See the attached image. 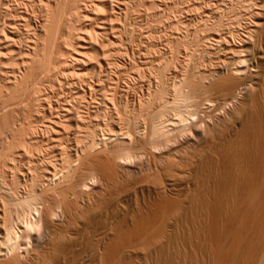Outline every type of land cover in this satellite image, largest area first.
<instances>
[{
    "label": "bare ground",
    "instance_id": "1",
    "mask_svg": "<svg viewBox=\"0 0 264 264\" xmlns=\"http://www.w3.org/2000/svg\"><path fill=\"white\" fill-rule=\"evenodd\" d=\"M128 1L0 0V264H264V0L191 10L137 102Z\"/></svg>",
    "mask_w": 264,
    "mask_h": 264
},
{
    "label": "rangeland",
    "instance_id": "2",
    "mask_svg": "<svg viewBox=\"0 0 264 264\" xmlns=\"http://www.w3.org/2000/svg\"><path fill=\"white\" fill-rule=\"evenodd\" d=\"M130 1H131V0H129L128 2H129V3H132V5L130 4L131 7H130V5H129L128 7H129L131 10H132V8H133V10H132L133 14H132V12L128 9L129 12H128V11H127V12H128L129 14H126V17H127L128 15H130V16H128V18H130V19H127V18H126V19H127V20H131L132 25H136V24H137L136 26H137L138 28L136 27V29H138L139 31L136 30L132 25H131V27H133L134 31H137V32H134L132 28H129V26H130L129 24H130L131 22H129V21H127V20H126L127 23L124 22V19H125V18H124V15H125L124 12H126V11H124L123 13H121V14H123V16L120 15L119 19H121V17H122L123 19H121V20H119V21L121 22V21L123 20L124 23L121 22L122 25H123V24H126L125 27L128 26V28H129V30H128V28H127V31L124 30V31H125L124 33H125V34L123 33V35L125 36L126 33H128L129 35H130L131 33L133 34V32H134V34L137 33V34L133 35V36H136V38L133 37V38H135L136 41L134 40L135 43H134V41H131V44L133 43V46H130L131 44H130V42H129V41H130L129 38L132 36V34H131V35L129 36V38H126L127 35L124 37V38H125L124 40H126V41L129 40L128 42H129L130 45L127 44L126 41H124V42L126 43V45H125V43H122L123 41L120 39L121 37H119V38L117 37V38H118V40L120 41V44L122 43V45H120V44H119V45H116V43H115V45H114V42L112 41V37H110L111 39L106 43V45L108 46V45L110 44V45H113L115 48L112 47V51H110V50H111V46L109 45V46H110V50H108V49H109V47H108L107 50H108L109 52H107L106 57L108 56V54H109L110 52H112V53H115V52H116V53L113 54V55H117V54H118V56H114V57L110 56V55H112V53H110V55H109V56L111 57V60H112V58H113L112 61L109 59V58H110L109 56L107 57V59L110 60V61H109L110 64L112 63V68H111V67H110V68L113 69V68L116 66V64L114 65L113 63H117V66H118V63L120 62V63H119V66H121V67L123 68V70L121 69V71L124 72V71L126 70L124 73L127 72V74H128L127 76L130 75L129 73H132V74L129 76V77L131 78V80H129V79H130L129 77L125 76V77L129 78V79L126 78V80H127V81H126V80H125V77H123L124 73L122 72L123 75H121V76L124 78V80H123V78H122L121 76H119V75H120L119 73H121V72H119L120 69H119L118 67H115L118 71L114 69L113 72L111 73L112 70L109 68V70H106L105 73L107 74V73L110 72L108 75H109V76L111 75V76L114 77V78H115V77L117 78V76H119V78H121V80H123V81H122L123 84L121 83L123 86H125V84H124L125 82H124V81H126V83H128L129 81H132V80H133L134 82H132V84H130V82L128 83V84H130V85H129V89L131 90V92H133V93H136V92H137V93H139V94L136 93L135 95H137V96H135L133 93L130 92V90H129V93H130L131 96L134 97V98L132 97V99H135V101L137 102L138 99H136V98H140V95H144V93L146 94V93H147V92H146V91H147V88L149 89L151 83L153 84V81H154V80H155V82H154V84H153L152 87H154V86L156 87V85L158 84L157 81H159V78H158V77H159V74H158V76H157L156 73H159V69H160L161 67H162L161 70L164 68L161 64L166 65V62H167V64H169V65H166L165 68H167V66H170V67H168V69H169V68H174V67L176 66V64H177V66H178V68H179V65H181V64H180L181 60L179 59V61H176L177 58H182V57H183L182 59L184 60V59H185L184 57H186V56H185L186 53H185V51H184V50H186V49H185L186 47H184V50H183L182 48H183V46H186L185 44H186L187 39H188L189 37L187 38L188 35H185V34L188 33V31H192V32H193V29H194V28H195L194 31H196L197 29H199V28H196V27H199V25H200V24L198 25L199 21H197V19L195 18V15H194V16H192V15L194 14V12H195V13H196V12L198 13V11H195V10H199V8H200L201 6H203V4H204L203 7H205V5H206V7H207V4L209 3L210 0H200V1H198V0H186V1H184V0H180V1H179V0H156V1H154V2H155L154 5H156V6L153 5V6H154V7L152 8L153 10H152V9H149V7L152 6V4H150V2H153L152 0H149V1H150L149 3H148V0H145L146 2H145L144 0H142V1H141V0H138L137 2L141 1L142 3L139 2V3L141 4L140 7H139V4L136 2V4H137L136 6H138V8H140V9H142V10H139V9H138L139 11H142V13H137V12H136V11H138V10H137V7L135 8L136 11H134V7H133V5L135 4V3H134V0H132L131 2H130ZM135 1H136V0H135ZM165 1H166V2H165ZM188 1H189V2H188ZM201 1H202V3L200 4ZM205 1H208V2H205ZM212 1H213V3H212ZM212 1H210V3H212V4L215 3V4H214L215 6H216L218 3H219L218 5H221L220 3H222V2H224L225 4H227L230 8L233 6V7H232V10H233V8H236L235 10H233V11H235V15H236V16L234 15V13H232V14L236 17L237 20L239 19V16H240L241 18H242V16H243V18H242L241 20H244V19H245V20H248V19H249L248 16H250V14H248V12H247L248 9H247V10H244L243 7H244V8L248 7V8H250L248 11H251V9H253V8H252V7H253L252 5L255 3V1L257 2L258 0H250V1H251L250 4H252L253 2H254V3H253L252 5H249V6H248V3H249V2H247V1H249V0H243L241 4H238L239 7H238V5H237V2L239 3L240 0L237 1V2H236V0H233V2H232V1L230 2V0H212ZM228 1H229L230 3H229ZM244 1H245V3H246L247 5L244 3ZM252 1H253V2H252ZM164 2H165V4H164ZM180 2H181V3H180ZM194 2H195V3H194ZM197 2H199V3H197ZM216 2H218V3L216 4ZM234 2H236V3L234 4ZM240 2H241V1H240ZM133 3H134V4H133ZM143 3H144V4H143ZM175 3H176V4H175ZM183 3H185V4H183ZM193 3H194V5L197 4V5L194 6L195 9H194V7H192V6H193V5H192ZM205 3H206V4H205ZM231 3H233V5H231ZM243 3H244V6H242V9H241L240 6L243 5ZM147 4H149V5H147ZM162 4H163V5H162ZM187 4H188V5H187ZM189 4H190V5H189ZM212 4H210V5H208V6H213L212 8H215L214 5H212ZM225 4H224V5H225ZM150 5H151V6H150ZM173 5H174L175 7H174ZM200 5H201V6H200ZM222 5H223V3H222ZM234 5H235V7H234ZM134 6H135V5H134ZM176 6H177V7H176ZM143 7H144V8H143ZM157 7H160V9L157 8ZM181 7H182V8H181ZM196 7H197V8H196ZM145 8H146V9H145ZM147 8H148L149 10H151V11L149 12V10H148ZM155 8H156V9H155ZM172 8H173V9H172ZM176 8H177V9H176ZM144 9H145V11H144ZM154 9H155V10H154ZM187 9L190 10V11H188ZM238 9H239V10H238ZM158 10H159V11H158ZM168 10H169V11H168ZM184 10H186V13H187V11H188L187 14H190V15H187L186 13H185V15H184V13H183V12H185ZM191 10H194V12L191 11ZM153 11H154V12H153ZM155 11H156V12H155ZM173 11H174V12H173ZM241 11H244V12L242 13ZM127 12H126V13H127ZM143 12H144V13H143ZM146 12H147V13H146ZM148 12H149V13H148ZM161 12H162V13H161ZM164 12H165V13H164ZM172 12H173V13H172ZM191 12H192L193 14H192ZM134 13H137V15L135 14V16H132V15H134ZM159 13H160V14H159ZM197 13H196V15H197ZM236 13H237V14H236ZM241 13H242V14H241ZM244 13L247 14L246 17H244ZM249 13H250V12H249ZM131 14H132V15H131ZM139 14H140V16H139ZM144 14H146L145 17H143ZM149 14H150V15H149ZM169 14H170V16H169ZM172 14H173V15H172ZM239 14H241L242 16L239 15ZM141 15H142V16H141ZM152 15H153L154 17H153ZM156 15H157V16H156ZM159 15H163V16L161 17V16H159ZM164 15H165V16H164ZM167 15H168V16H167ZM171 15L174 16V17H172ZM175 15H176V16H175ZM177 15H178V16H177ZM181 15H182V16H181ZM233 15H232V16H233ZM131 16H132V17H131ZM146 16L148 17L149 20L147 19ZM234 16H233V17H234ZM136 17H137V18H136ZM142 17H143V20H142V21L139 20L140 18L142 19ZM155 17H156V18H155ZM163 17H164V18H163ZM165 17H166V18H165ZM182 17H183V18H182ZM186 17L189 18V19H191V21H189ZM191 17H192V18H191ZM131 18H132V19H131ZM138 18H139V19H138ZM154 18H155V19H154ZM158 18H160L159 21H157ZM175 18H177L178 20H177V19L175 20ZM194 18H195L196 21H195V20L192 21ZM226 18H227V17H226ZM229 18H230V17H229ZM136 19L139 20V22L136 23V24H134L135 21L137 22ZM152 19H153V20H152ZM185 19L188 20V21H186ZM133 20H135V21L133 22ZM183 20H185V21H183ZM198 20H199V19H198ZM227 20H229V19L227 18ZM239 20H240V19H239ZM241 20L239 21V23L241 22L242 24L240 23V25H243L244 23H243V21H241ZM119 21H118V22H119ZM144 21H145V22H144ZM155 21H156V23H155ZM169 21H171V22H169ZM181 21H182V22H181ZM225 21H226V20H225ZM33 22H34V21H33ZM141 22H142V23H141ZM143 22H144V23H143ZM149 22H150V23H149ZM151 22H152V23H151ZM158 22H160V23H158ZM164 22H165V24H164ZM177 22H178V26H177ZM184 22H185L186 24H185ZM194 22H195V23H194ZM196 22H198V23H196ZM244 22H245V21H244ZM140 23H141V24H140ZM145 23L148 24V25H146ZM154 23H155V24H154ZM175 23H176V25H175ZM32 24L34 25V23H32ZM127 24H128V25H127ZM138 24H139V25H138ZM149 24H151V25H149ZM157 24H158V25H157ZM161 24H162L163 26H162ZM179 24H182V25H179ZM183 24L186 25V28H188V26H192V24H193V26L195 25L196 27H195V26H194V28L189 27V29L186 30L185 25H183ZM190 24H191V25H190ZM237 24H238V23H237ZM140 25H141V29H142V31L139 29V28H140ZM160 25H161V26H160ZM146 26L148 27V29H152V28H153V31H150V30H149V32H150V33H149V32L147 31V27H146ZM150 26H151V27H150ZM152 26H153V27H152ZM173 26H174V27H173ZM182 26H184V27H182ZM193 26H192V27H193ZM144 28H145V30H144ZM159 28H160V29H159ZM179 28H180V29H179ZM89 29H90V27H88V30H89ZM131 29H132V30H131ZM155 29H156V30H155ZM161 29H162V30H161ZM184 29H185V30H184ZM190 29H191V30H190ZM143 30H144V32L147 31L150 35L153 33V34H152L153 36L151 37V36L146 32V33L148 34V35H147L146 33L143 32ZM85 31H86V30H85ZM91 31L94 32L92 29H91ZM130 31H131V32H130ZM185 31H187V32H185ZM87 32H90V31H87ZM122 32H123V31H122ZM122 32H118V33H119V36L122 35V34H121ZM129 32H130V33H129ZM140 32H141V33H140ZM142 32L144 33V35H147V37L145 36V38H143L144 35H143V37L141 36V35L143 34ZM151 32H152V33H151ZM174 32H175V33H174ZM181 32H183V33H181ZM118 33L116 34L117 36H118ZM178 33H179V34H178ZM86 34H87V33H86ZM89 34H91V33H89ZM89 34H88V35H89ZM120 34H121V35H120ZM138 34H139V35H138ZM154 34H155L157 37L154 36ZM159 34H160V35H159ZM169 34H170V35H169ZM182 34H183V35H182ZM94 35H95V33H94ZM123 35H122V39H123ZM137 35H138V36H137ZM90 36L93 37V33H92V35H90ZM140 36H141V37H140ZM149 36H150V37H149ZM158 36H159V37H158ZM167 36H168V37H167ZM174 36H175V38H176V36H177V38L175 39ZM184 36H185V37H184ZM60 37H61V36H60ZM87 37H88V36H87ZM98 37H99V36H98ZM165 37H166V38H165ZM89 38H90V37H89ZM95 38H96V40H97L96 43H98L100 38L97 39V35H96ZM95 38L93 37V38H91V39H94L93 41H96ZM139 38H140V39H139ZM185 38H187V39H185ZM59 39H60V38H59ZM153 39H154V40H153ZM168 39H169V40H168ZM60 40L63 41L62 37H61ZM60 40H59V41H60ZM152 40H153V42H152ZM172 40H173V41H172ZM184 40H186V42H185ZM121 41H122V42H121ZM149 41H150V42H149ZM176 41H177V42H176ZM182 41H183V42H182ZM110 42H111L112 44H111ZM148 42H149V43H148ZM151 42H152V43H151ZM172 42H174V43H172ZM184 42H185V44H184ZM118 43H119V42H118ZM118 43H117V44H118ZM146 43H147V44H146ZM150 43H151V44H150ZM165 43H166V44L168 43V44L166 45ZM180 43H181V44H180ZM212 43H213V42H212ZM212 43H211V44H212ZM123 44H124V45H123ZM138 44H139V45H138ZM141 44H142V45H146V46H145V47H146V50H147V48H148L147 52H144V51H146V50H145V47L142 46ZM169 44H170L171 46H170ZM177 44H178V45H177ZM147 45H148V46H147ZM149 45H150V46H149ZM151 45H153V46H151ZM172 45H174V46H172ZM117 46H118V47H117ZM121 46H122V47L125 46L123 49H124V53L127 52V53H126L127 55L124 54L126 57L122 54V53H123V52H122L123 49L119 48V47H121ZM126 46H129V48L127 47V49H126ZM138 46H139V48H136V47H138ZM161 46H162V47H161ZM176 46H177V47H176ZM178 46L180 47V49H179ZM132 47L135 48V49H133ZM140 47H141V49L144 48V49H142V50H144V51L140 50ZM149 47H150V48H149ZM152 47H153L154 49H153ZM158 47H159V48H158ZM174 47H175L177 50H176ZM181 47H182V48H181ZM130 48H131V49H130ZM170 48H171V49H170ZM113 49H114V50H113ZM116 49H117L118 51L121 50V51H120L121 53H120V52L118 53L117 51H115ZM125 49H126L127 51H126ZM132 49H133V50H132ZM167 49H168V52H167ZM172 49H173V50H172ZM130 50H132V51L130 52ZM136 50H137V51H136ZM153 50H154L155 52H154ZM178 50H179V51H178ZM134 51H135V52H134ZM140 51L142 52V55H141V52H140ZM150 51H151L152 53H151ZM175 51H176V52H175ZM183 51H184V52H183ZM128 52H130V53H128ZM139 52H140V53H139ZM148 52H149V53H148ZM173 52H175V53H173ZM178 52H180V53L183 52L184 54L182 53V54H180L181 57H177V58H175L177 55H175V57H174V54H178V56H180ZM134 53H135V54H134ZM143 53H145V54L148 53V55L146 56V55H144ZM156 53H157V54H156ZM120 54L123 55V57L120 56ZM129 54H130V55H129ZM133 54H134V55H133ZM149 54H150V55H149ZM171 54H172L173 56H172ZM132 55H133V57H132ZM138 55H139V56H138ZM143 55H144V57H143ZM170 55H171V56H170ZM127 56H128V57H127ZM129 56H130V57H129ZM134 56H135V58H134ZM167 56H168V57H167ZM115 57H116V58H115ZM117 57H118V60L115 62L114 60H116ZM120 57H121V59L119 60ZM146 57H147V58H146ZM149 57L151 58V61H150V58H149ZM161 57H162V58H161ZM163 57H164V58H163ZM166 57H167V58H166ZM172 57H174V58H172ZM114 58H115V59H114ZM132 58L135 59L134 61H136V60H137V61H136V62L132 61V60H133ZM139 58H145L148 62H149V61H150V62L148 63L145 59H139ZM148 58H149V59H148ZM170 58H172V60H170ZM131 59H132V60H131ZM154 59H158V62H159V60H160L161 62H159V63H161V64H160L161 66H159V65L157 64L158 62H155ZM121 60H122V62H121ZM130 60H131V61H130ZM142 60H145V61H144V66L146 65V66L148 67V68H147L148 70L145 69L146 66L144 67V66L141 65V64L143 63ZM153 60H154V61H153ZM165 60H166V61H165ZM167 60H168V61L170 60V61L168 62ZM173 60L176 61V64H175V62H174ZM183 60H182V61H183ZM128 61H129V62H128ZM138 61H140V62H138ZM152 61H153V62H152ZM156 61H157V60H156ZM171 61H172V62H171ZM130 62H131V63H130ZM145 62H146V63H145ZM151 62H152V64H153L154 62H155V63H154L153 66H151V68H150L149 65L151 64ZM163 62H164V63H163ZM170 62L172 63V65H171ZM173 62H174V63H173ZM177 62H178V63H177ZM124 63H125V64H124ZM132 63L135 64V65H138V67H135ZM136 63H138V64H136ZM147 63H148L149 65H148ZM181 63H182V62H181ZM110 64H109V65H110ZM121 64H122L123 66H122ZM126 64H128V66H127ZM152 64H151V65H152ZM156 64H157V65H156ZM178 64H179V65H178ZM113 65H114V67H113ZM130 65H133L134 67H133V66H130ZM155 65L158 66L157 68H159V69H157ZM126 66H127V67H126ZM140 66H141L143 69H141ZM177 66H176V67H177ZM108 67H109V66H108ZM132 67H133V68H132ZM139 67H140V69H138L139 71H137L136 69L134 70V68H139ZM152 67H153V68H152ZM154 67H155L157 70H155ZM124 68H125V69H124ZM126 68H128V69H126ZM129 68H131V70L133 69L134 71H137V72H138V73L135 72V75H136V76H135L134 79H132V77H131V76L134 77V71L132 70V72H129V70H130ZM106 69H107V68H106ZM131 70H130V71H131ZM143 70H144V71H143ZM151 70H152V71H151ZM108 71H109V72H108ZM114 71H116L115 74H113ZM157 71H158V72H157ZM117 72H118V73H117ZM128 72H129V73H128ZM150 72H151V73H150ZM152 72H153V74H152ZM167 72H168V71H167ZM76 73H77V72H76ZM78 73H80V72L78 71ZM78 73L76 74L77 76L80 75V74L78 75ZM81 73H82V72H81ZM86 73H87V74H85V73H84V74H85V75H88V74H89V76L91 75V74L88 73V72H86ZM105 73H104L103 76H104V78L106 79V76H107V75H105ZM139 73H140V74H139ZM149 73H150V74H149ZM82 74H83V73H82ZM84 74H83V75H84ZM112 74H113V75L118 74V75L113 76ZM138 74H139L140 76H138ZM141 74H143V75H141ZM155 74H156L157 77L155 76ZM83 75H81V77H82V78H83V77L85 78V76H83ZM147 75H148V76H147ZM77 76H76V77H77ZM111 76H110V78H112ZM141 76H142V77H141ZM86 77H87V76H86ZM90 77H92V75H91ZM90 77H88V78H90ZM107 77H108V76H107ZM136 77H138V78H136ZM154 77H155V78H154ZM79 78H80V77H79ZM79 78L77 79V81H81V80H82V78H81V80H80ZM88 78H87V79H88ZM92 78H93V77H92ZM92 78H91V79H88V80H90V81H91V80H94L93 82H96L95 78L97 79V76H96V77L94 76V79H92ZM104 78H103V79H104ZM114 78H113V79H114ZM116 78H115V79H116ZM143 78H144V79H143ZM150 78H151V79L153 78V79H152L153 81H152ZM156 78H157V79H156ZM113 79H110V80L112 81ZM135 79H136V82H135ZM146 79H148V80H146ZM97 80H98V79H97ZM106 80H107V79H106ZM128 80H129V81H128ZM139 80H141V81H139ZM143 80H144V81H143ZM150 80H151L152 82H150ZM111 81H109V78H108L107 82H111ZM149 82H150V83H149ZM156 82H157V83H156ZM111 83H112V82H111ZM147 83L150 84V85H148ZM131 85H132V87H131ZM143 85H144V86H143ZM134 86H135V87H134ZM148 86H149V87H148ZM130 87H131L132 89H131ZM136 87H137V88H136ZM155 87H154L153 89H156L158 86H157L156 88H155ZM133 88H134V89H133ZM134 90H135V91H134ZM138 90H139V91H138ZM142 92H143V93H142ZM135 97H136V98H135Z\"/></svg>",
    "mask_w": 264,
    "mask_h": 264
}]
</instances>
